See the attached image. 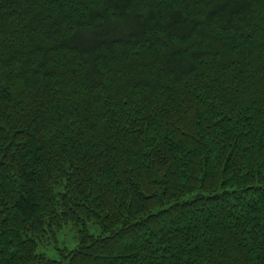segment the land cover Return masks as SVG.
<instances>
[{
	"label": "trees",
	"instance_id": "1",
	"mask_svg": "<svg viewBox=\"0 0 264 264\" xmlns=\"http://www.w3.org/2000/svg\"><path fill=\"white\" fill-rule=\"evenodd\" d=\"M0 264H264V0H0Z\"/></svg>",
	"mask_w": 264,
	"mask_h": 264
},
{
	"label": "rangeland",
	"instance_id": "2",
	"mask_svg": "<svg viewBox=\"0 0 264 264\" xmlns=\"http://www.w3.org/2000/svg\"><path fill=\"white\" fill-rule=\"evenodd\" d=\"M86 228L90 234H100L99 228L93 224H88ZM78 235L79 228L73 226L72 224L66 225L58 233L57 241H54L53 239L46 240L43 244L39 245L38 251L44 253L49 259L58 260L62 257L60 249H63L64 247L67 249H72Z\"/></svg>",
	"mask_w": 264,
	"mask_h": 264
}]
</instances>
